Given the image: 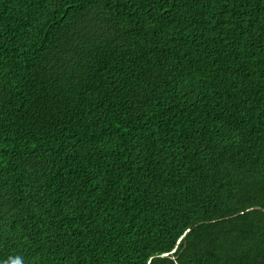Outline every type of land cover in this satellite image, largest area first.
<instances>
[{"label":"trees","instance_id":"16d2710c","mask_svg":"<svg viewBox=\"0 0 264 264\" xmlns=\"http://www.w3.org/2000/svg\"><path fill=\"white\" fill-rule=\"evenodd\" d=\"M0 264H264V0H0Z\"/></svg>","mask_w":264,"mask_h":264}]
</instances>
